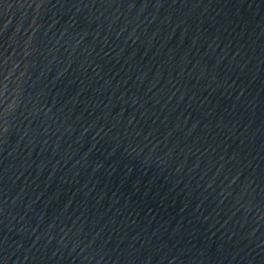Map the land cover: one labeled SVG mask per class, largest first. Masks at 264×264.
<instances>
[{
    "label": "water",
    "instance_id": "obj_1",
    "mask_svg": "<svg viewBox=\"0 0 264 264\" xmlns=\"http://www.w3.org/2000/svg\"><path fill=\"white\" fill-rule=\"evenodd\" d=\"M46 264H264V0H0Z\"/></svg>",
    "mask_w": 264,
    "mask_h": 264
}]
</instances>
